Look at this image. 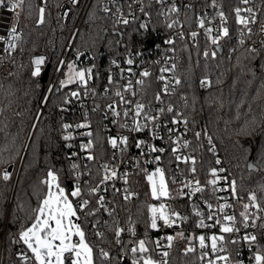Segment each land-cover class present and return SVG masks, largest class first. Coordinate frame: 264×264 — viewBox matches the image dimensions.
I'll list each match as a JSON object with an SVG mask.
<instances>
[{"label":"trees","instance_id":"1","mask_svg":"<svg viewBox=\"0 0 264 264\" xmlns=\"http://www.w3.org/2000/svg\"><path fill=\"white\" fill-rule=\"evenodd\" d=\"M228 1L218 0L229 18V35L221 42V52L217 48L219 45L211 44L203 33H198L195 43L190 37L176 42L180 61L174 74L180 84L174 94L164 98L163 107L175 104L189 123L188 150L195 154L196 172L191 173L188 165L186 174L198 176L205 184L203 195L212 198V188L206 185L210 179L209 170L222 167L228 183L236 182V194L240 197L236 207L240 212L242 204L248 202V195L252 192L256 193L258 201L264 206V42L260 43L255 35H251V38L247 33L241 36L242 26L236 22L234 15L236 0ZM59 3L60 0H54L50 4V14L45 11V23L38 25V0H24L21 23L24 34L18 49L0 57V161H3L0 163V173L5 170L11 173V180L5 182L0 179V258L3 252V264H23L17 255L15 238L33 222L34 209L46 191L41 182L47 178L48 171H54L60 177L61 186L66 191L71 190L69 184L75 181L77 170L72 169V165L76 164L80 169L93 170L81 187L82 197H75L73 205L81 198L88 199L90 203L84 213L89 209L95 211V215L86 219L84 213L78 211V215L87 231L86 238L93 246L96 264H130V253L125 256L122 250L130 247L128 240H149L154 234L155 230L149 227L148 206L159 205L160 201L151 197L146 175L138 168L130 175L135 196L125 200L112 193L108 204L114 207V213L109 215L104 210L97 212V196L88 195L89 189L103 175L101 164L114 155L102 119L95 120L92 152L95 159L86 168L84 163L79 164L63 139V125L70 116L59 110V107L68 105L72 91L85 93V89L79 83L61 87L59 80L46 106L41 109L47 85L74 25V20L65 22L58 18ZM260 5L261 22L264 23V0H260ZM112 27L110 20L101 12L100 0H94L69 56L79 69H93L87 92L94 91L99 97L110 86L105 80L111 70L109 62L121 48L117 36L105 32ZM158 27L161 26L157 19H153L148 29L133 26L127 45L133 51L144 49L148 38L154 37L153 33ZM241 37L243 44L240 43ZM256 44L259 45L256 52L249 51ZM41 50L50 58L45 81H42L45 72L38 76L32 74L35 69L31 56ZM205 51L209 53L207 58L203 55ZM212 52H215V56L211 55ZM78 53L81 54L79 59ZM5 72L9 75H4ZM202 81L210 83L202 87ZM143 89L148 102L154 108L159 107L155 96L162 90L160 82L150 77ZM184 99L186 103H182ZM196 132L201 133L199 139L195 136ZM206 133L212 138L211 145L206 144ZM213 149L216 153L212 152ZM167 155L168 151L162 158L164 162L170 161L165 164V173L171 183L176 160L170 152L166 161ZM217 159L220 164L215 163ZM172 197L174 210L188 219L171 233L176 238L168 251V264H202L198 259V242L190 240L192 236L201 235V229L197 227L198 219L192 211L195 200L178 194ZM118 226L123 227L125 232L134 227L135 237L130 235L122 245H118L115 237ZM97 231L103 233V239L96 236ZM180 231L189 239L177 237L176 233ZM256 231L258 249L264 250V220H258ZM190 244L197 246V252L185 254L184 250ZM101 248L109 252L110 260H103L99 256Z\"/></svg>","mask_w":264,"mask_h":264},{"label":"built area","instance_id":"2","mask_svg":"<svg viewBox=\"0 0 264 264\" xmlns=\"http://www.w3.org/2000/svg\"><path fill=\"white\" fill-rule=\"evenodd\" d=\"M93 1L94 0H79L77 4H72L71 0H60V3L58 4V8H57L58 18L65 20V22L74 20V25L67 39L66 45L58 62L57 68L54 71L53 75L51 76V79L49 80V83L47 85V89L41 103V109L46 106L51 94L56 88V84L60 80L61 73L66 67V64L69 60V56L73 49L76 38L79 34L81 26L85 20L87 12L90 9ZM16 2L17 0H5V5L0 6V36L7 38V34L11 32L13 27H16L17 35L20 37L19 41L17 42L16 50L14 52L17 51L21 37L24 34V30L21 26L22 8H19L16 11L11 10V5ZM53 2L54 0H47V4L43 5L45 7V11H47L49 14H50V4L52 5ZM217 2L218 0H165V3L161 4L158 2V0H100L101 12L110 20L111 24L113 25L112 29L108 28L105 32L106 34H112L114 36H117L118 42L121 47L120 51H118L109 62L111 70L105 76V80L108 83H109V77L112 78L113 83L111 84L109 83L110 86L104 89V91L102 92L103 95L102 97L96 95L94 91H88L85 93H80V96L78 98L71 96L68 100L67 106L59 107V110L63 114L70 116L68 120L66 119L64 124L73 125V128L68 129L67 132L63 128L64 136L70 133L74 137L73 139L68 140L66 142L68 146L71 145V147L69 148L71 149L73 154H75L73 156L78 159L79 164L80 162L84 163L86 168L91 164V162L86 159V156L89 154V152L92 154L94 150L93 133H94V125H96L97 123L95 122V120L98 121L102 119L104 123V131L106 132V136L108 137V140L110 137H119V136L129 137V145L127 151L120 152L118 149L112 148L114 152L113 158L106 160L101 164V166L107 164L109 165L110 168L115 167L118 171V177L120 174L127 173L128 182L127 184H125L123 178H117L115 181H111V180L108 181L106 190L100 192V195L104 197L106 207L100 208L98 206L96 210L97 212L100 210H104L109 214V210H112L114 213L115 211L114 207L109 206L108 204L110 202V197L112 196L111 195L112 193H115V196L122 197L124 199V195L126 194L125 189H127L128 193L133 194L130 195L129 199L135 196V193L133 192L132 189V183L130 181V175L134 172V170L138 169L136 166L137 160H139L140 162L139 169L143 174H145L143 169H147L148 172L154 171L157 166L164 168V170L166 169L165 164L170 163V161H167L168 155L171 152L170 149L174 146L172 145L171 141L168 139L169 136L168 129H176V131H173L171 133L172 139H176L179 133L182 136L183 140L190 142L189 123L187 125V131H186L183 122L176 125H173L170 122L174 116H179L181 121H183L184 118L182 111L179 108H176L175 104L173 103L169 105L174 109L173 113L167 112V107L169 106L164 107L165 112L163 114L158 113V109L160 107H163L164 98L166 96H170L174 94L179 86V84L178 85L175 84V80L177 79V77L174 74L175 67L180 61V55L177 53V48L175 46L176 42L186 37H190L192 41L195 43L196 38L195 40L192 38L191 36L192 32L205 34L204 30L199 28L198 25V20L200 18H205L206 27L211 26L215 28L219 26L221 24L219 13L223 11L221 9L220 3ZM230 2L231 0L228 1V3ZM38 4L39 6H41V0H38ZM173 6L179 9L178 13L171 11V8ZM237 7L253 8V10L256 12V23L250 25L252 29L251 35H255L259 39L260 43L264 42V31H262V28H264V23L261 22L262 8L260 5V0H249V3L247 5L242 4L240 0H236V7L234 8L235 16H236L235 9ZM105 8H108L109 11L105 12L104 11ZM141 9H143V11ZM223 13L226 18V23L224 24V26L228 28L229 18L225 12ZM242 15H247V13H242ZM124 19L128 20L127 24H124L122 22ZM153 19H157V22L160 23L161 27L155 29L153 33L154 37L148 38L147 44L144 47V49L140 50L141 48H137V50L133 51V48L127 45L129 41L128 37L129 35H131L132 32L131 28L133 26L138 25L143 29H148V27L152 24ZM209 19L211 20V24L208 23ZM170 24L172 25V27H169ZM213 35L214 36L218 35V33L214 31ZM224 38L225 37L219 40L218 45L223 46L221 42L224 40ZM240 39L243 38L241 37ZM169 40L174 41V43L171 44L168 43ZM150 41L153 43L152 50L150 52H144L145 49L149 46L148 43ZM6 46L7 45L0 43V57L9 54L3 52V48H5ZM258 47H259L258 44L254 46L255 49H257ZM38 56L45 57V62L40 66V73H43L47 71L49 68L50 58L44 50L35 51L31 56V63L34 69H35V65L33 64V60ZM129 59L133 61L131 65L127 63V60ZM61 61L64 62L63 65H61ZM113 61H115V63H113ZM162 69H168V71L162 72ZM145 71L150 73V75L147 77L143 76L142 73ZM4 75L7 76L9 75V73L5 72ZM160 76H164L165 80L164 81L160 80L159 79ZM150 77L156 78L158 82H160L162 88L165 82H167L169 85V94H162L161 98L163 100V103L161 104L158 102L160 106L156 108H154V106L150 102H148L146 98V93L143 89L144 83ZM129 80L132 81L133 84L132 91L135 92V96H132L130 92H123L124 88L127 87ZM141 80L144 81L143 85L137 83V81H141ZM206 85L207 83L201 84L202 87ZM117 89L123 92L126 99L132 100L134 103L139 102L145 104L146 111L150 110L152 115L159 116V119L157 121V127L154 130L150 131L149 129H145L144 131L137 133V132H130L127 129L121 128L119 126L122 123H128L131 125L132 112H129L128 118H125L123 116V111L125 110V108L129 106L119 103V98L115 96V92L117 91ZM0 102H1V97H0ZM113 102H116V104L118 105L117 110L121 112L120 117H115L108 108V105ZM182 103H186V100L184 99ZM85 122L90 124V128L78 129L75 127L76 124L85 123ZM165 125H167V127H165ZM88 131L92 132L91 137L83 135V133H86ZM153 131L156 136L164 137V139L162 140L154 139ZM209 137H211L210 134L206 133L205 134L206 144L211 145L212 142L211 144H209L208 142ZM138 139H144L147 143L154 144L157 147H163L166 149V151L162 154L161 153L147 154V147L142 146L143 152L145 153L142 154L141 149L135 147V142ZM89 140L92 141V148L88 150L82 149L81 145L87 144ZM167 151H168V155L167 157H165L167 162H164L162 156H164L167 153ZM212 152L216 153L215 150L214 151L212 150ZM180 154L195 158V154L190 152L188 150V147L181 148ZM157 155L161 156V160L159 161L158 164L145 163V161L147 160H153L154 157ZM188 165L190 164H184L178 161L174 163L173 166L174 173L171 175V179L175 178L176 183L173 184L172 182L171 183L168 182L169 190L172 195L173 194L180 195L178 190L183 186L181 181L187 182L198 179L200 180L201 185L205 186V184L198 176L186 174L185 170ZM216 169L219 170L223 168L220 167ZM77 173H79V179H77ZM92 173L93 170L90 168L80 169V167H78L75 174L76 179L72 183L73 185L72 190H75L77 184H79L81 188L84 182L86 181V179L89 176H91ZM219 175L221 177H226L227 179L226 180L221 179L217 187L228 189L229 183L225 171L220 172ZM209 178L211 179L212 177L209 175ZM117 189H119V191H117ZM184 192L188 193L190 192V189H184ZM181 197L192 198L195 200L194 204L201 212L204 213L206 223H212V221L206 220V217L208 215V209L206 207L205 201H207V203H211L214 206V209H216L217 206L220 203H223L224 200L226 199L229 203L234 204L235 208L234 210L226 209L225 211L228 214H233L234 211L235 214H237V220L239 221L240 219L238 215L239 212L236 207V200L232 198L230 191H216L215 193H213L212 198L208 196H204L203 193H197L194 196L184 195ZM220 197H223L224 199H219ZM74 198L75 197L69 196V199L72 201ZM164 203H166L169 206L170 210H174V202L171 199H167L166 201H164ZM217 214L220 215V213ZM8 218H9V213L6 220L5 231L8 224ZM196 218L199 219L198 217ZM73 219L74 222L81 224L80 220L77 221L75 220V218ZM178 224L180 225L181 222H178ZM81 226L85 231V239L86 241H88V239L86 238L87 231L84 229L82 224ZM237 226L240 227L239 223ZM175 228L176 227L162 228L160 231H155L154 234L150 236L149 241H155L156 239H161L162 245H166L167 241L164 240L163 237L167 235H171V233L175 230ZM245 232L254 234L257 237V240L251 246V250H249V245L246 242H244L242 239H240V237H242L245 234ZM213 233L219 234L218 226L216 228H211V229H201V235L203 234L206 237L210 236ZM224 235L226 236V238L228 237V234H224ZM128 236H130L129 231L123 233L120 239L124 241L125 238ZM18 237L19 235L15 238V244L18 247L17 255L19 257V254L21 252H26V246L19 241ZM232 238L240 239V242L237 244L226 243V247H227L226 254L230 256L231 264H236L237 261H243V264H254V261L251 260V257L252 254L258 250L259 247L256 226L250 227L249 229L246 230L241 227V232L239 236L233 235ZM75 239L77 238L74 237V240ZM118 245H122V244H118ZM149 247L154 248L155 245L150 243ZM165 250L169 251L170 249L166 247H162L152 254L154 258L157 260L167 259L157 254L158 252ZM0 264H3V252L0 258ZM29 264H31V261L29 262Z\"/></svg>","mask_w":264,"mask_h":264},{"label":"snow or ice","instance_id":"3","mask_svg":"<svg viewBox=\"0 0 264 264\" xmlns=\"http://www.w3.org/2000/svg\"><path fill=\"white\" fill-rule=\"evenodd\" d=\"M79 0H71L72 4H77ZM159 3H165V0H158ZM242 4L247 5L249 0H240ZM24 0H17L16 3L11 5V10L16 11L19 8H22ZM47 4V0H41V6H38V16H37V24L43 25L45 23V7L43 5ZM5 5V0H0V6ZM215 6V5H213ZM143 11V9H141ZM105 12L109 11L108 8L104 9ZM172 12H179V9L173 6L171 8ZM242 13H247V15H242ZM236 14V22L242 26L241 36L243 37L245 33L248 34V37L251 38L252 29L250 27L251 24L256 23V12L253 8H240L237 7L235 9ZM221 24L215 28L209 26L206 27L205 18H200L198 20L199 28L204 30L205 35L208 40L213 45H218L219 40L223 37L229 35V30L224 24L226 23V18L223 12L219 13ZM124 24L128 23L127 19L122 21ZM208 23L211 24V20H208ZM169 27H172L170 24ZM217 32L218 35H213V32ZM264 31V28H262ZM197 32H192L191 36L195 40ZM20 37L17 35V28L13 27L11 32L7 34V38L0 36V43L7 45L3 48V52L11 53L16 50L17 42ZM168 43H174V41L169 40ZM240 43L243 44L244 40L241 39ZM251 52H256V49H250ZM81 54H77V59ZM203 55L207 58L209 53L205 51ZM212 56H215V52L211 53ZM45 62V57L38 56L33 60V64L35 65V70L33 71L34 76H38L40 74V66ZM115 63V61H113ZM127 63L131 65L133 61L131 59L127 60ZM64 62L61 61V65ZM67 73L66 78L60 81L61 87H68L71 84L79 83L81 87L85 89L87 92V86L89 80L92 78V68L87 69H79L75 61L68 63L66 65ZM163 71H168V69H162ZM143 76L147 77L150 75L147 71L142 73ZM160 80L164 81V76L159 77ZM109 83H113L112 78L109 77ZM137 83L143 85L144 81H137ZM210 83L208 81H202V84ZM175 84H180V80L176 79ZM133 84L132 81L129 80L127 87L124 88L123 92H130L132 96H135V92L132 91ZM123 92L119 89L115 92V96L119 98V103L123 105H127L129 107L125 108L123 111V116L125 118L129 117V112H132L131 125L128 123H122L119 126L121 128L127 129L130 132H141L145 129H149L150 131L154 130L157 127V121L159 119L158 115H152L151 111H146V105L139 102H133L132 100L126 99ZM162 94H169V85L167 82L164 83L161 92H158L155 96V99L159 103H163ZM72 97H79V91H72L70 93ZM109 110L113 113L115 117H120L121 112L117 110L118 105L116 102H113L108 105ZM165 112L164 107H160L158 109V113L163 114ZM167 112L173 113L174 109L169 106L167 107ZM171 124L176 125L183 122L185 126V130L187 131L188 121L184 119L181 121L179 116H174L171 119ZM151 126V127H150ZM76 128H90V124L79 123L75 125ZM167 127V125H165ZM63 128L67 132L68 129L73 128L72 124H64ZM176 131V129H168L169 136L168 139L171 141L172 145L171 152L174 154V159L178 162L184 164H190L191 173L195 174L196 168V160L194 157L185 156L180 154L181 148H187L189 146V141L183 140L182 136L178 133L176 139H172L171 133ZM88 137L92 136V132L88 131L83 133ZM195 136L197 139L200 138L201 133L196 132ZM74 137L69 133L63 137L65 141L71 140ZM154 139H164V137L156 136L153 131ZM209 144H211V137L208 138ZM109 143L111 144L113 149H118L120 152L127 151L129 145V137L128 136H119V137H110ZM142 146L147 147V154L152 153H164L166 151L163 147H157L154 144L147 143L144 139H138L135 142V147L141 149L143 152ZM71 147V145H69ZM81 148L84 150H88L92 148V141L89 140L87 144L81 145ZM214 151V149H213ZM75 155V154H73ZM86 159L92 161L95 157L89 152L86 156ZM161 160V156L157 155L153 160H147L145 163H159ZM3 163V161H0ZM216 164H220V160L217 159L215 161ZM139 160L136 162L137 168H139ZM79 165L73 164L72 169H77ZM103 168V175L101 176L98 183L89 189L88 195H96L97 201L96 203L100 208H105V200L102 195H98L101 191L106 190L108 181H115L117 178H123L124 183L127 184V173L120 174L118 177V171L115 167L110 168L109 165L104 164L101 166ZM146 175V179L148 184L150 185V195L156 200L160 201L159 205H149L148 211L150 213V223L149 227L152 230L160 231L162 228H172L179 227L178 222L186 221L188 219L187 216H182L179 212L175 210H170L169 206L164 203V200L173 198L172 194L169 190L168 181L165 178V170L162 167L157 166L154 171L148 172L147 169H143ZM224 169H216L212 168L209 170V175L212 177L211 179L206 181V185L211 186L213 193L216 191H230L231 196L237 202L240 200V197L236 194V182L230 181L228 189L218 188L217 185L221 179H227L226 177H221L219 175L220 172H223ZM0 179L7 182L11 180V173L7 170L0 173ZM77 179H79V173H77ZM173 184L176 183L175 178L171 181ZM42 184L45 185L46 191L42 200L39 201L38 207L34 209L35 215L33 217V222L30 226L22 229L19 233V241L22 242L26 246V252H21L19 254V259L23 262V264H96V260L94 258V249L93 246L90 245L88 241L85 239V231L83 230L81 224L74 222L75 220H80L81 217L78 215V211L84 213V210L88 208L90 201L88 199L81 198L80 201L74 206L73 201L69 199L71 197H82V192L80 185L77 184L75 190L66 191L64 187L61 186L60 177L54 171H48L47 178L44 179ZM182 188L178 190L181 196L188 195L194 196L197 193H202L205 191V186L201 185L200 180L196 179L194 181H181ZM114 186V185H113ZM184 189H190V192L185 193ZM119 191V189H117ZM124 199L128 200L131 193H128V190L125 189ZM219 199H224L220 197ZM206 207L208 209V215L206 217L207 221H212V223L205 222L204 213L201 212L196 205L192 206V211L196 217H198L197 227L201 229H211L219 228V234L213 233L210 236L198 235L192 236L190 238L191 241L198 242V259L202 262V264H231L230 256L227 253L226 243L237 244L242 239L249 245V250H251L252 244L257 240L256 235L245 232V234L240 237V239L232 238L233 235L239 236L241 232V227L243 229H249L250 227H255L257 220H264V216L258 214H264V206L258 201L257 195L255 192H252L248 195V202L242 204V211L239 212V221L237 220V214L233 211V214H228L226 209H233L235 205L229 203L226 199L223 203H220L216 209L211 203H207L205 201ZM252 209L253 211H250ZM217 213H220L218 215ZM113 211L109 210V215H112ZM95 215V211L89 209L86 213H84L85 219L88 216ZM240 225L238 227L237 225ZM129 234L135 237L136 232L135 228H129ZM125 232L123 227H117L115 229V237L117 244H123L120 238ZM224 234H228V237ZM96 236L103 239V233L96 232ZM176 236L181 239H189L184 236L182 231L177 232ZM74 237L77 238L74 240ZM176 237L173 235H167L163 237L164 240L167 241L166 245H162L161 239H156L155 241H149L147 239L140 240H128L127 244L130 247L124 248L122 251L125 256L129 253L131 255L130 264H168L167 259L157 260L154 258L153 254L158 249L162 247H166L168 249L172 248L173 241ZM152 243L155 245L154 248H150L149 244ZM185 254L195 253L197 252V246L190 244V246L185 248ZM163 258H167L169 256V252L167 250L161 251L157 253ZM99 256L103 260H110V254L108 251H105L103 248L99 250ZM251 260L254 261V264H264V250H257L252 254ZM236 264H243V261H237Z\"/></svg>","mask_w":264,"mask_h":264},{"label":"water","instance_id":"4","mask_svg":"<svg viewBox=\"0 0 264 264\" xmlns=\"http://www.w3.org/2000/svg\"><path fill=\"white\" fill-rule=\"evenodd\" d=\"M148 45H149V46L145 49L144 52H150V51L152 50V48H153V43L150 41V42L148 43ZM217 48H218L219 52L222 51V45H219ZM46 76H47V71H45V75H44V77L42 78V81H45V80H46ZM58 91H59V90L57 89L56 92H58ZM10 170H11V168H10ZM69 186H70V189L72 190V189H73V185H72V183H70Z\"/></svg>","mask_w":264,"mask_h":264},{"label":"rangeland","instance_id":"5","mask_svg":"<svg viewBox=\"0 0 264 264\" xmlns=\"http://www.w3.org/2000/svg\"><path fill=\"white\" fill-rule=\"evenodd\" d=\"M71 62H73V60H72V59H69L68 62H67V64H68V63H71ZM67 64H66V65H67ZM66 73H67V67H65L64 70H63V72L61 73L60 81L66 78ZM17 177H18V176H17ZM165 178H166V180H167L166 175H165ZM172 190H173V188H172ZM177 237H178V236H177Z\"/></svg>","mask_w":264,"mask_h":264}]
</instances>
